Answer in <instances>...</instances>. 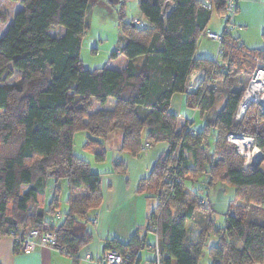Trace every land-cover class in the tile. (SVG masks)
Instances as JSON below:
<instances>
[{
  "label": "trees",
  "instance_id": "16d2710c",
  "mask_svg": "<svg viewBox=\"0 0 264 264\" xmlns=\"http://www.w3.org/2000/svg\"><path fill=\"white\" fill-rule=\"evenodd\" d=\"M12 1L22 10L0 38V239L14 240L29 227L52 232L72 264H80V252L92 242L90 215L101 206L102 196L101 175L75 155L74 138L87 133L83 149L104 163L107 142L119 132V149L132 158L142 153L143 142L169 145L138 190L157 202L147 230L155 241L158 237L162 264H200L214 229V209L198 196L190 197L185 180L201 175L207 190L227 186L235 189L236 201L246 200L244 210L229 208L226 227L215 231L219 242L210 249L212 264H264V225L254 220L264 222V170L245 169L244 159L226 139L230 133L253 136L264 156L263 111L251 106L242 121L235 119L249 81L258 67L264 68V47L247 49L232 37L225 20L227 0H140L147 26H133L122 11L118 27L124 45L94 70L81 58L92 0ZM214 18L224 23L221 54L197 59L198 43ZM59 27L65 34L52 36ZM120 57L129 61L125 69L108 68ZM194 72L200 73L199 86L190 92ZM177 95L205 117L201 132H178L179 115L171 111ZM222 97L225 104L216 112ZM109 99L115 100L114 110L91 112L93 101L105 106ZM126 167L124 161L113 163L115 173ZM169 174L179 181L166 182ZM49 179L55 188L47 205ZM59 181L66 182L69 192L68 212L60 217ZM197 214L210 219L191 242L186 223ZM154 246L135 236L129 243L108 240L104 248L128 257L127 264H142L143 253H152L150 261L155 258ZM14 247L19 254L15 242Z\"/></svg>",
  "mask_w": 264,
  "mask_h": 264
},
{
  "label": "crops",
  "instance_id": "0c3cea01",
  "mask_svg": "<svg viewBox=\"0 0 264 264\" xmlns=\"http://www.w3.org/2000/svg\"><path fill=\"white\" fill-rule=\"evenodd\" d=\"M101 3L100 5H102ZM238 4V10L233 19L235 29L231 32L232 37L242 43L247 49H262L264 47V0H239ZM223 30L224 23L219 19L216 21L213 19L205 36L198 43L195 55L197 59H214L215 44L217 48L218 44L214 41H208L205 37L211 33L222 34ZM128 62L127 58L120 57L113 61L112 66L110 67L109 65V67L113 70L121 71L127 67ZM116 64H121L122 66L115 68L113 65ZM217 85L221 88L220 84ZM185 101L183 95H177L173 98L171 105V111L179 115L178 132H181L184 128L194 132H201L202 130L196 131L193 129L195 116H200V113L188 109ZM111 102L115 104L114 99H109L105 106L110 105ZM224 104L225 100L222 97L217 101L215 111H220ZM184 109L190 110L193 115L188 118L189 115L185 114ZM200 119L204 121L205 127V117L202 118L200 116ZM109 142H107L106 147ZM117 145L119 146V142ZM168 150V143L162 142L149 147L139 157L132 158L128 154L121 152L120 149H116L120 159L114 160V162L120 160L126 163L127 167L124 173H115L112 162V166L110 165L109 168L102 169L99 172L92 170L94 173L101 175L102 204L96 212L90 215L87 231L92 236V242L80 252V264H101V260L107 252L104 245L108 240L129 243L137 236L140 240L145 239L149 245L154 244L155 239L148 232L147 227L148 218L156 210L157 203H154L156 200L139 194L138 190L140 182L150 176L159 159L167 154ZM108 151L109 149H107ZM98 164V166H104L105 162ZM92 167L93 165H91ZM215 188L212 190H215ZM233 190L230 187H224V190L218 188L214 191L213 197H216L218 192L228 193V191L232 192ZM233 196L235 198L234 191ZM199 198L201 202L210 204L213 208L212 203L208 199ZM201 216L202 214H197L193 220L186 223V234L191 242L198 240L199 233L206 225L205 219ZM142 257L143 260L152 259L150 256L144 258V253ZM0 264H72V260L68 255L48 248L40 249L31 254L22 252L15 254L13 238L3 237L0 239Z\"/></svg>",
  "mask_w": 264,
  "mask_h": 264
},
{
  "label": "rangeland",
  "instance_id": "374dc122",
  "mask_svg": "<svg viewBox=\"0 0 264 264\" xmlns=\"http://www.w3.org/2000/svg\"><path fill=\"white\" fill-rule=\"evenodd\" d=\"M108 1L109 0H92L91 6L88 10L87 23L90 26V28L82 42L81 58L84 63V66L90 70H94L105 66L109 61L110 55L124 45V40L121 39V33L118 27V20L120 19L122 11L124 12L123 14H125L126 21L132 24L133 26H135L134 23L137 21L146 22V20L142 18L139 11L140 0H121L120 3H114V2L109 3ZM101 2H106V3L108 2L109 9L100 7ZM20 10H22V5L19 2L12 0H0V13L4 15L3 16L4 18L0 19V38L4 36L9 25L13 22L14 16ZM214 20L216 21L217 18H214ZM50 34L54 37H62L65 34V30L59 27L56 28L55 30H52ZM214 34L218 35L216 33ZM205 38L208 41L209 40L212 41L207 37ZM217 51L218 48L217 45L215 44L214 55H213L214 59L218 53ZM111 66L112 63L110 64V67ZM113 66L115 68H120L122 65L116 64ZM258 68H262V67H258ZM14 82H15L14 79L10 80L11 84ZM113 105H116V103L114 104V102L113 103L111 102L110 105L103 107V106H99L98 103L93 101V109L91 112L96 113L98 111H112L115 108V106ZM252 106L258 107L257 105H252ZM184 112L185 114L189 115L188 118H190L191 115H193V113L190 112V110L188 109H184ZM203 127H204V121L200 119L199 115L197 117L195 116V124L193 125V129H195L196 131H201L203 130ZM120 136H121L120 133L117 132L110 139V142L106 147V149H109V151L107 152V159L105 161L104 166H98L99 164L95 162L93 155H91L90 153L86 152L83 149L84 144L87 141V137H88V134L85 132L77 133L75 135L74 153L77 157L91 163V165H93L92 167L93 171L99 172L102 169L109 168L111 162L112 164L114 163V160L120 159L119 154L116 151V149H119L118 148L119 146L117 144L120 140ZM227 138L228 135L226 136V139ZM145 145L146 142H143V146ZM242 158L244 159L245 162V158L244 157ZM262 162H263V158L257 167L261 166L262 170H264V162L263 163ZM205 183H206L205 175L198 176L196 180L189 177L186 178L185 180V186L190 193V197L198 196L203 199H208L213 205L214 214L210 220L211 223H213L214 225V229L213 232L210 231L208 234L209 236L207 238L206 247L203 250V255L200 260V264H212V259L210 257V249L214 246H217L219 242V238L217 237L215 231L221 230L226 227L225 217L227 215V212H229L228 211L229 208L232 207L234 210L238 208L239 211L244 210L246 208V204H245L246 200L243 201L234 200L235 198L233 196V191L235 193V189L232 192L228 191V193L218 192L216 197H213L214 191L216 189L222 188V190H224V187L227 186L219 185L217 186V188H215V190H207ZM58 187L61 189L59 193V210L57 211V214L60 217V216H64V214L68 212L67 200H68L69 192L65 181H59ZM54 188H55V180L49 179L47 181L46 197H45L47 205H49V203L51 202L54 196ZM154 203L156 204L157 202L154 201ZM201 217L206 219L207 222L208 216L202 214ZM254 220L259 222V224L264 225V222L262 223V219L260 220L259 217ZM61 221L62 220L57 219V216L54 219V222L56 224H59ZM208 222L205 224H208ZM148 256L152 257V253H144V258Z\"/></svg>",
  "mask_w": 264,
  "mask_h": 264
},
{
  "label": "built area",
  "instance_id": "2783aa9c",
  "mask_svg": "<svg viewBox=\"0 0 264 264\" xmlns=\"http://www.w3.org/2000/svg\"><path fill=\"white\" fill-rule=\"evenodd\" d=\"M239 0H227L226 16L225 20L228 23L227 30L232 31L235 29L233 24V19L238 10ZM135 26L139 28H145L147 26L146 22L137 21L134 23ZM209 39L215 41L219 44V49L217 56L221 54V44L223 43L224 37L222 34H209ZM199 72H194L190 76L189 80V91H197L199 86ZM252 105H257L264 113V69H258L254 76L249 81V84L245 90L243 98L239 104L236 121H242L249 108ZM260 105V106H259ZM189 132V130H187ZM194 135V133H191ZM227 140L232 143L240 156L245 158L244 168L245 169H255L263 158V153L260 148L256 145L255 139L250 136L237 135L230 133L228 134ZM149 149V145H145L142 149V153ZM177 168V165H176ZM176 181L179 179L172 174H169L166 182ZM14 242L18 246L20 252L25 254L35 253L40 249H52L67 255L65 249H60L58 247L57 235L52 232H43L38 228H28L22 230L20 234L16 235ZM155 258L150 260H144L142 264H162V256L160 253L159 240L156 237L155 246L153 247ZM128 257L122 255L121 253L115 251H107L101 260V264H127Z\"/></svg>",
  "mask_w": 264,
  "mask_h": 264
},
{
  "label": "water",
  "instance_id": "95a60500",
  "mask_svg": "<svg viewBox=\"0 0 264 264\" xmlns=\"http://www.w3.org/2000/svg\"><path fill=\"white\" fill-rule=\"evenodd\" d=\"M121 0H109L108 2L111 3V2H114V3H119ZM107 2V3H108ZM106 2H102L100 5V7H103L105 9H109V3L107 4Z\"/></svg>",
  "mask_w": 264,
  "mask_h": 264
}]
</instances>
